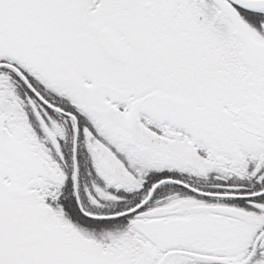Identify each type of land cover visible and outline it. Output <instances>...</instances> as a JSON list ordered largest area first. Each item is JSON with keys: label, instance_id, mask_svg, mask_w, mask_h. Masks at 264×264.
<instances>
[{"label": "snow or ice", "instance_id": "1", "mask_svg": "<svg viewBox=\"0 0 264 264\" xmlns=\"http://www.w3.org/2000/svg\"><path fill=\"white\" fill-rule=\"evenodd\" d=\"M0 264H264V0H0Z\"/></svg>", "mask_w": 264, "mask_h": 264}]
</instances>
